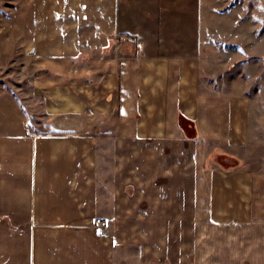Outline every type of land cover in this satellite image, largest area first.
<instances>
[{"label": "crops", "instance_id": "1", "mask_svg": "<svg viewBox=\"0 0 264 264\" xmlns=\"http://www.w3.org/2000/svg\"><path fill=\"white\" fill-rule=\"evenodd\" d=\"M105 24L39 42V121L0 90V264H264V108L213 59L119 56Z\"/></svg>", "mask_w": 264, "mask_h": 264}, {"label": "rangeland", "instance_id": "2", "mask_svg": "<svg viewBox=\"0 0 264 264\" xmlns=\"http://www.w3.org/2000/svg\"><path fill=\"white\" fill-rule=\"evenodd\" d=\"M106 21L117 25L107 33L119 56L213 59L202 75L219 77L220 86L246 92L264 108V0H0V90L25 98L43 58L40 41L52 40L55 33L57 41L78 46L79 38L88 40L96 28H107ZM87 52L71 48L54 55L69 59ZM24 98L36 112L28 115L32 122L42 115V101L29 105ZM100 149L108 169L114 164L113 147Z\"/></svg>", "mask_w": 264, "mask_h": 264}, {"label": "water", "instance_id": "3", "mask_svg": "<svg viewBox=\"0 0 264 264\" xmlns=\"http://www.w3.org/2000/svg\"><path fill=\"white\" fill-rule=\"evenodd\" d=\"M33 52V51H32Z\"/></svg>", "mask_w": 264, "mask_h": 264}]
</instances>
